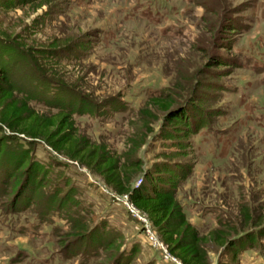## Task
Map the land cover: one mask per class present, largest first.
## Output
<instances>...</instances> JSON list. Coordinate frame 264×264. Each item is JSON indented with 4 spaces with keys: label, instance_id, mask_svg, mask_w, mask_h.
I'll use <instances>...</instances> for the list:
<instances>
[{
    "label": "rangeland",
    "instance_id": "rangeland-1",
    "mask_svg": "<svg viewBox=\"0 0 264 264\" xmlns=\"http://www.w3.org/2000/svg\"><path fill=\"white\" fill-rule=\"evenodd\" d=\"M220 21L242 31L225 33ZM52 47L60 54L58 65L41 58L32 64L28 52ZM0 48L9 57L17 95L44 98L47 85L39 72L44 82H60L59 97L74 95L95 110L91 116L73 114L77 131L121 159L130 138L142 140L136 157L144 171L166 161L161 154L169 151L159 137L167 112L148 106L149 117L140 114L147 97L163 88L180 104L203 97L210 129L172 160L191 165L176 191L187 219L205 233L218 219L241 228V205L264 213V0H35L0 8ZM239 59L241 67H235ZM122 101L127 109L105 106ZM29 103L46 110L42 103ZM13 137L6 146H28L32 156L50 164L49 177H66L88 217L96 224L106 220L122 237L121 250L139 246L130 264H181L149 221H139L127 198L98 175L43 143ZM35 215L7 214L0 203V264H38L59 251L52 230L63 222L52 217L53 224H39ZM248 247L237 264H264V238ZM205 248L211 264L231 263L228 250L213 243ZM79 260L55 257L49 264ZM104 261L102 255L99 263Z\"/></svg>",
    "mask_w": 264,
    "mask_h": 264
},
{
    "label": "trees",
    "instance_id": "trees-1",
    "mask_svg": "<svg viewBox=\"0 0 264 264\" xmlns=\"http://www.w3.org/2000/svg\"><path fill=\"white\" fill-rule=\"evenodd\" d=\"M33 1L0 0V8H12ZM220 23L225 33L232 34L238 29L242 31L235 23ZM11 43L17 45L13 41ZM227 45L223 47L228 48ZM76 46L85 47L82 43ZM55 51L54 47L33 50L28 52V57L34 61L33 65L39 58L45 63L58 65L60 54ZM65 55L68 53L61 56L65 58ZM8 58L5 50L0 48V131L5 129L9 132V135L0 136V203L3 212L15 214L31 210L35 212L39 224H53L52 217H58L63 222L52 230L59 251L53 257L39 260L38 264H49L55 257L61 260L79 257V264H100L102 255L105 258L102 264H130L139 246L133 244L121 250L122 237L113 233L114 229L106 220L101 219L96 224L88 217L73 196L74 188L69 180L66 177H49L50 164L32 156L28 146L8 148L6 140L11 136L25 138L28 144L43 143L65 159L98 175L117 196L126 197L147 218L168 254L181 264H211L205 248L207 243L229 251L231 263L225 264H237L239 256L249 245L264 238V213L253 214L247 206L241 205V228L218 219L217 226L201 233L187 219L177 199V187L191 171V165L172 160L185 155L186 147L192 146L191 139L211 126L207 120L208 113L201 109L203 97L198 102L191 100L180 104L169 88L147 97L140 114L147 119L150 114L148 106L167 112L159 137L169 151L161 154L166 161L155 163L150 170L144 171L142 161L136 157L142 140L130 138L121 159L112 154L106 145L93 142L77 131L73 114L91 116L95 110L87 100H78L74 95L59 97L58 93L63 91L60 82L54 79L44 82L45 78L39 72V79L47 85L44 98H33L28 93L17 95L5 60ZM235 67H241L240 59ZM30 101L42 103L46 110H35ZM105 106H109L110 110L128 108L124 101ZM140 175L142 179L137 184ZM35 229L36 225L31 231ZM12 262L18 263L17 260Z\"/></svg>",
    "mask_w": 264,
    "mask_h": 264
},
{
    "label": "built area",
    "instance_id": "built-area-1",
    "mask_svg": "<svg viewBox=\"0 0 264 264\" xmlns=\"http://www.w3.org/2000/svg\"><path fill=\"white\" fill-rule=\"evenodd\" d=\"M132 208H131V210L133 211V213H135L134 215L137 217V219L139 220V221H142V222H144V223H147L148 222V220L146 219H144V218H142L137 212H138V210L132 205V204H129ZM135 210V211H134ZM153 240V239H152ZM154 241V240H153ZM166 248V247H165ZM167 251V250H166Z\"/></svg>",
    "mask_w": 264,
    "mask_h": 264
}]
</instances>
